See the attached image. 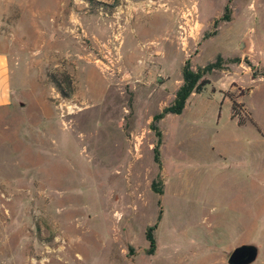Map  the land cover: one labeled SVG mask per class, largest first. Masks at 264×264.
<instances>
[{
    "label": "rangeland",
    "instance_id": "obj_1",
    "mask_svg": "<svg viewBox=\"0 0 264 264\" xmlns=\"http://www.w3.org/2000/svg\"><path fill=\"white\" fill-rule=\"evenodd\" d=\"M1 47L26 65L0 108V264H228L241 245L264 264V0H0ZM218 56L159 122V171L152 117L185 62Z\"/></svg>",
    "mask_w": 264,
    "mask_h": 264
},
{
    "label": "trees",
    "instance_id": "obj_2",
    "mask_svg": "<svg viewBox=\"0 0 264 264\" xmlns=\"http://www.w3.org/2000/svg\"><path fill=\"white\" fill-rule=\"evenodd\" d=\"M230 18V9L228 6L224 8V12L220 20L228 21ZM221 57L218 56L214 63H209L204 67H199L196 70H193L188 62H185L184 66L181 70V77L182 82L181 85L177 88L174 93V98L169 106L163 108L159 113L155 114L152 117V121L150 123V130L154 133L156 137V143L153 147V159L154 162L157 164L159 171H160V151L159 148L162 143V133L159 128V122L165 118L167 115H180L187 103V100L190 98L192 94H200L206 85H209V81L205 79V76L210 74L213 70L219 67L221 62ZM261 77L264 78V73L261 74ZM229 101L231 102V118L235 119L238 118L237 124H243V111L237 112V108L239 104L233 99L232 97H228ZM241 113V115H240ZM160 173L156 176V179L151 183V189L157 193L162 194L161 188V178ZM160 219V215L157 218V221ZM154 227H147L145 238L149 242L150 246L147 250L148 254H152L155 248V238H154Z\"/></svg>",
    "mask_w": 264,
    "mask_h": 264
},
{
    "label": "crops",
    "instance_id": "obj_3",
    "mask_svg": "<svg viewBox=\"0 0 264 264\" xmlns=\"http://www.w3.org/2000/svg\"><path fill=\"white\" fill-rule=\"evenodd\" d=\"M22 60H19V59L17 61L13 60L11 56H9V53L6 51L5 48L3 47L0 48V108L8 107L13 102L12 75L15 73V68H18L20 66V64L22 63ZM24 65H26L25 60H24ZM258 81H264V79L263 80L258 79ZM249 91L250 89L248 88L247 92ZM226 99H227L226 101L231 104L229 99L228 98Z\"/></svg>",
    "mask_w": 264,
    "mask_h": 264
},
{
    "label": "water",
    "instance_id": "obj_4",
    "mask_svg": "<svg viewBox=\"0 0 264 264\" xmlns=\"http://www.w3.org/2000/svg\"><path fill=\"white\" fill-rule=\"evenodd\" d=\"M243 47V44H241ZM258 249L253 245H241L234 248L228 256V264H252L256 261Z\"/></svg>",
    "mask_w": 264,
    "mask_h": 264
},
{
    "label": "built area",
    "instance_id": "obj_5",
    "mask_svg": "<svg viewBox=\"0 0 264 264\" xmlns=\"http://www.w3.org/2000/svg\"><path fill=\"white\" fill-rule=\"evenodd\" d=\"M120 34L111 35L105 42L102 43L104 48V55L102 56L101 62L105 65L107 69L112 67L113 60L118 57L119 54V44H120Z\"/></svg>",
    "mask_w": 264,
    "mask_h": 264
}]
</instances>
